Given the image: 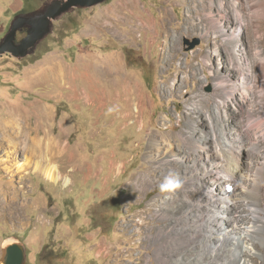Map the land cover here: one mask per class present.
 Instances as JSON below:
<instances>
[{"label": "rangeland", "instance_id": "1", "mask_svg": "<svg viewBox=\"0 0 264 264\" xmlns=\"http://www.w3.org/2000/svg\"><path fill=\"white\" fill-rule=\"evenodd\" d=\"M45 1L0 0V38L16 14ZM204 1L109 0L55 22L33 55L20 61L0 56V125L17 119L31 136L47 132L59 141L65 150H54L43 167L70 179L67 185L47 180L34 171L33 163L41 165L37 160L23 172L0 170V264L13 243L25 246V264H158L159 255L168 264L167 245L185 238L176 231L169 240L171 219H161L155 210L175 192L173 184L161 185L169 177L177 179L182 168L178 164L167 172L159 166L151 157V139L161 143L166 140L160 133L190 131L188 122L200 118L193 132L209 136L207 118L215 120L217 98L242 96L241 84L249 79L242 75L237 89L218 86L216 78L225 69L218 70L213 49L225 58L228 47L220 37L200 34L206 25ZM185 39L199 44L186 51ZM242 43L247 46L243 35ZM206 56L215 67L205 65ZM229 81L237 84L234 76ZM242 101L234 102L235 110L225 108L223 119L236 124V113L241 129L247 123L255 128L260 118L247 117ZM192 107L201 110L188 114ZM248 130L239 133L240 143H255L264 132ZM23 158L18 161L27 163ZM188 187L190 182L183 190ZM258 196L261 204L264 191ZM157 228L160 235L153 242Z\"/></svg>", "mask_w": 264, "mask_h": 264}, {"label": "bare ground", "instance_id": "2", "mask_svg": "<svg viewBox=\"0 0 264 264\" xmlns=\"http://www.w3.org/2000/svg\"><path fill=\"white\" fill-rule=\"evenodd\" d=\"M200 3L203 6L202 17L206 22L200 34L220 37L228 47L225 58H221L218 48L213 49L218 70L225 69V74L219 72L216 78L218 86L222 91H226L230 84L232 89H237L244 81L241 76H249L247 85L241 84L243 95L238 98H243L247 117L258 116L260 122L255 128L247 123L245 129H241L242 124L237 122L236 113H232L236 124L230 118L224 121L223 118L227 117L225 108L234 109L233 104L238 99L230 94L227 99L217 98L218 104L213 110L216 118H207L208 128L211 130L208 132L209 136L198 137L193 132L195 125L202 121L200 118L198 122H188L192 126L190 131L160 133L162 139L168 142L163 140L160 143L152 138L150 148L155 156L151 154V157L159 162L158 165L165 167L167 172L178 164L182 168L177 179H173L176 181L173 184L175 194L160 201L158 208H154L155 215L161 219H171L169 237L163 233L169 240L174 241L176 231L185 238L184 242L179 238V243L167 245L169 251H165V255L168 264H252L257 259L261 260L260 264H264V200L262 198L260 204L261 197L258 196L260 190L264 191V132L255 143L249 139L245 140L246 144L240 143L242 137L238 136L247 129L259 130V134L264 131V0H206ZM242 35L247 39L245 47ZM206 57L205 65L209 69L215 67L212 58ZM232 76L236 77L237 84L228 82ZM255 85L257 91L254 90ZM171 86L175 84L172 83ZM189 110L188 114H192L201 109L192 107ZM0 132L2 172H23L32 160H37L41 165L33 163L34 171L41 172L47 180L54 183L62 180L64 185L70 182L58 169L48 170L43 167L53 158L54 150H65L47 132L42 136H31L17 119L4 121L0 125ZM251 134L255 135L253 131ZM232 135L235 136L230 138ZM246 135L249 137V132ZM236 136L238 137L235 139ZM169 139L183 142L184 147L171 144ZM20 152L27 163L18 161V157L22 155ZM242 154L247 156L245 161ZM151 157L148 158L152 159ZM214 160H218L215 162L216 167L213 164L212 168L208 167V162ZM217 165L222 168L219 169ZM149 182L150 176L146 179V183ZM189 182V189L184 191V185ZM229 182L236 187L232 196L227 195L223 187ZM192 222L196 225L192 226ZM159 230L155 233V238H152L153 242L158 239ZM146 238L150 243V236ZM157 262L166 264L161 255L157 257Z\"/></svg>", "mask_w": 264, "mask_h": 264}, {"label": "water", "instance_id": "3", "mask_svg": "<svg viewBox=\"0 0 264 264\" xmlns=\"http://www.w3.org/2000/svg\"><path fill=\"white\" fill-rule=\"evenodd\" d=\"M109 0H46L32 11L18 13L10 21L7 31L0 38V56L8 55L22 60L33 55L37 47L54 31V23L76 9H89ZM26 34L17 40V33ZM199 44L198 39L184 40L186 51ZM26 249L19 243L5 248L3 264H25Z\"/></svg>", "mask_w": 264, "mask_h": 264}, {"label": "clouds", "instance_id": "4", "mask_svg": "<svg viewBox=\"0 0 264 264\" xmlns=\"http://www.w3.org/2000/svg\"><path fill=\"white\" fill-rule=\"evenodd\" d=\"M174 183H176V181H174L171 177H169V178H167L166 180H165V182L161 185V188L162 189H166V188H168L170 185H172V184H174ZM231 186V188L233 189V192H234V187L232 186V184H231V182H229V183H227V184H225L224 185V191L227 193V191H226V186ZM232 192V193H233ZM232 193L231 194H228L227 193V195H231L232 196Z\"/></svg>", "mask_w": 264, "mask_h": 264}, {"label": "flooded vegetation", "instance_id": "5", "mask_svg": "<svg viewBox=\"0 0 264 264\" xmlns=\"http://www.w3.org/2000/svg\"><path fill=\"white\" fill-rule=\"evenodd\" d=\"M30 11H32V10H30ZM29 12V11H28ZM18 34H20V35H25L26 34V30L24 29L22 32H19V33H17V35Z\"/></svg>", "mask_w": 264, "mask_h": 264}]
</instances>
